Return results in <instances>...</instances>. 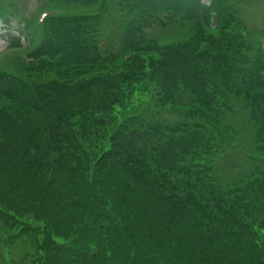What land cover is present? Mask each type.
I'll return each mask as SVG.
<instances>
[{"label":"trees","instance_id":"trees-1","mask_svg":"<svg viewBox=\"0 0 264 264\" xmlns=\"http://www.w3.org/2000/svg\"><path fill=\"white\" fill-rule=\"evenodd\" d=\"M43 1L61 13L0 69V226L35 242L17 264H264V54L233 3Z\"/></svg>","mask_w":264,"mask_h":264},{"label":"rangeland","instance_id":"rangeland-1","mask_svg":"<svg viewBox=\"0 0 264 264\" xmlns=\"http://www.w3.org/2000/svg\"><path fill=\"white\" fill-rule=\"evenodd\" d=\"M236 10L234 16L239 21V27L242 28L243 33L252 40H258L264 54V0H230ZM43 0H15L10 9V17L8 22L0 23V69L6 72H13L12 62L17 58L25 60V63L30 62V57L27 55V48L29 44L36 42L40 36V31L35 27L33 31L28 24L32 21L39 20L43 15L56 12L61 13L57 8L49 7ZM206 2V1H204ZM89 10L88 7L81 10L82 13ZM234 13L233 10H231ZM63 12V11H62ZM72 13V12H71ZM45 18V17H44ZM32 31V33H31ZM104 39L114 41L113 29L110 25L103 30ZM179 36V35H178ZM243 36V35H242ZM18 42V47H12ZM26 53V54H25ZM30 54V52L28 53ZM140 107H143L142 105ZM142 112L144 116L154 118L167 125H174L180 122V118L167 108L151 109ZM237 155H231L220 159L219 169L220 174L228 175V167L234 162ZM35 242L31 236H16L13 230L8 232L0 226V264H17L22 260L26 253L34 251Z\"/></svg>","mask_w":264,"mask_h":264}]
</instances>
